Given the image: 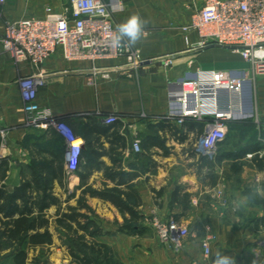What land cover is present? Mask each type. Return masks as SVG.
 <instances>
[{
    "label": "crops",
    "instance_id": "obj_1",
    "mask_svg": "<svg viewBox=\"0 0 264 264\" xmlns=\"http://www.w3.org/2000/svg\"><path fill=\"white\" fill-rule=\"evenodd\" d=\"M121 1L116 25L134 13L147 21L146 36L134 46L144 59L138 70L130 69L123 58L105 59L97 64L109 78L91 79L88 61L65 60L59 52L40 66L44 83L37 90L36 103L84 141L77 169L70 175L64 137L52 127L24 125L18 81L38 70L28 60L15 62L1 45L9 23L41 18L46 6L60 11L67 0H6L0 6V128L4 130L0 159L9 161L11 185L32 174L52 176L49 186L59 201L46 210L51 243L29 247L26 264L35 259L45 264H77L61 241L62 231L55 221L58 206H75L83 189L128 187L140 196L144 224L156 212L174 218L188 234L177 252L162 246L151 229L140 235L115 232L124 216L109 201L86 194V203L104 218L102 226L109 232L99 240L111 247L122 264H211L217 251L233 255L236 264H264V172L252 161L255 154L264 155V76L245 82L240 98L226 91L221 98L222 105L235 112L230 122L243 123L244 115L250 114L261 119L256 135L231 133L219 161L202 156L194 148L201 124L186 119L177 125L164 118L170 107L168 83L195 77L199 70L250 77L249 64L224 47L189 50L180 27L190 22L205 0ZM188 37L191 43L197 40L195 32ZM170 54L175 55L172 65L163 67L160 58ZM108 115L118 119L107 124L104 117ZM135 140L139 151L132 146ZM218 189L222 198L216 194ZM245 195L251 199L233 211L235 202ZM221 200L227 203L226 215L221 213ZM209 231L215 239L205 256L200 241ZM7 253L4 250L0 256ZM0 264L14 263L3 258Z\"/></svg>",
    "mask_w": 264,
    "mask_h": 264
},
{
    "label": "built area",
    "instance_id": "obj_2",
    "mask_svg": "<svg viewBox=\"0 0 264 264\" xmlns=\"http://www.w3.org/2000/svg\"><path fill=\"white\" fill-rule=\"evenodd\" d=\"M5 2L0 0V6ZM122 9L121 0H67L60 11L46 6L41 18H23L9 23L1 38L3 50L15 62L28 60L38 70L18 81L24 125L39 129L52 127L64 137L69 175L77 169L84 141L66 123L54 120L48 108L36 103L37 90L44 83L40 66L50 55L59 52L65 60L88 61L91 79L109 78V73L97 64L105 59L123 58L130 69L138 70L144 59L137 48L126 43L118 48L112 46L117 28L115 14ZM180 30L189 50L199 52L209 47H227L250 67V77L245 73L232 76L222 70H199L195 77L168 83L170 107L164 118L177 125H182L186 119L201 123L203 130L196 138L194 148L202 156L214 160L217 145L226 137L228 122L235 117L231 106L222 105V92L234 93L240 98L245 82L264 76V0H205ZM191 32L197 34L194 43L189 41ZM174 57L173 54L166 55L159 61L163 67H170ZM243 118H252L260 128L261 119L255 114ZM117 119L116 115L104 117L107 124ZM3 134L4 130L0 128V135ZM132 146L139 151L138 140L133 141ZM216 194L223 197L222 190H216ZM219 205L223 209L222 215H226V201L221 200ZM147 222L162 246L177 252L184 247L188 230L174 218L153 212ZM214 239L215 234L211 231L201 239L205 256Z\"/></svg>",
    "mask_w": 264,
    "mask_h": 264
},
{
    "label": "trees",
    "instance_id": "obj_3",
    "mask_svg": "<svg viewBox=\"0 0 264 264\" xmlns=\"http://www.w3.org/2000/svg\"><path fill=\"white\" fill-rule=\"evenodd\" d=\"M244 121L228 122L226 137L217 145L215 161L221 159L220 151L231 133L256 135L253 119L246 118ZM252 161L257 169L264 172V155L258 158L255 154ZM8 169V159H0V252H9L0 256V260L11 259L14 264H26L29 247L51 243L46 210L52 204H59V201L49 186L52 176L32 174L11 185ZM109 177L113 178V175ZM86 194L112 203L124 216V223L118 224L115 232L128 235H140L148 230L139 211L140 196L131 187L126 190L83 189L75 206L65 209L58 206L56 211V225L62 231L61 240L65 238L62 243L72 261L77 264H122L111 247L99 240L101 235L109 232L103 228L102 220L86 205ZM33 264H45V261L42 263L35 259Z\"/></svg>",
    "mask_w": 264,
    "mask_h": 264
},
{
    "label": "clouds",
    "instance_id": "obj_4",
    "mask_svg": "<svg viewBox=\"0 0 264 264\" xmlns=\"http://www.w3.org/2000/svg\"><path fill=\"white\" fill-rule=\"evenodd\" d=\"M147 21L143 20L138 13H134L128 19L117 25L116 32L112 37V46L121 47L135 46L142 37L146 36L145 25ZM251 199V195H245L239 201L235 202L233 211L244 206ZM211 264H236L235 257L225 251H217L211 258Z\"/></svg>",
    "mask_w": 264,
    "mask_h": 264
},
{
    "label": "rangeland",
    "instance_id": "obj_5",
    "mask_svg": "<svg viewBox=\"0 0 264 264\" xmlns=\"http://www.w3.org/2000/svg\"><path fill=\"white\" fill-rule=\"evenodd\" d=\"M85 203H86V199H85ZM86 205L88 206V204L86 203ZM91 208V207H90ZM92 209V208H91ZM93 211H94V213H95V210L94 209H92ZM96 214V213H95ZM51 215V214H50ZM101 220H103L102 218H101V216H99V214H96ZM117 217H119V215H117ZM112 218V217H111ZM124 223V217H123V221H121V223H118L119 225L120 224H123ZM146 227H147V229L149 230V229H151L150 227H149V225H148V222L146 221V224H144ZM147 230V231H148ZM64 238V237H63ZM65 239V238H64ZM64 239H62L61 241L63 242L64 241Z\"/></svg>",
    "mask_w": 264,
    "mask_h": 264
},
{
    "label": "water",
    "instance_id": "obj_6",
    "mask_svg": "<svg viewBox=\"0 0 264 264\" xmlns=\"http://www.w3.org/2000/svg\"><path fill=\"white\" fill-rule=\"evenodd\" d=\"M224 48H227V47H224Z\"/></svg>",
    "mask_w": 264,
    "mask_h": 264
}]
</instances>
